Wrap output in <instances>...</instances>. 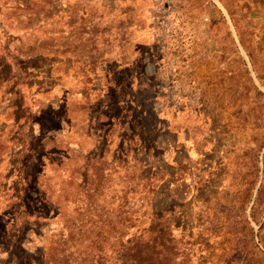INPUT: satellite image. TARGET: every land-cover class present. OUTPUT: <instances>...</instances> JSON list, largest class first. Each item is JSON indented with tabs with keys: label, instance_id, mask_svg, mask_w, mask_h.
I'll return each instance as SVG.
<instances>
[{
	"label": "rangeland",
	"instance_id": "rangeland-1",
	"mask_svg": "<svg viewBox=\"0 0 264 264\" xmlns=\"http://www.w3.org/2000/svg\"><path fill=\"white\" fill-rule=\"evenodd\" d=\"M60 2L56 58L1 70L0 264L114 262L87 228L138 207L171 264H264V0Z\"/></svg>",
	"mask_w": 264,
	"mask_h": 264
},
{
	"label": "trees",
	"instance_id": "trees-1",
	"mask_svg": "<svg viewBox=\"0 0 264 264\" xmlns=\"http://www.w3.org/2000/svg\"><path fill=\"white\" fill-rule=\"evenodd\" d=\"M61 0H0V41L3 39L4 47L2 48V58L0 61V99L8 97L7 105L0 110V118L5 117L4 121H0V166L3 163L6 145L14 142L10 133H2L4 128H7V122L14 117V114L18 112L20 106H16L14 95L10 90L9 78H3L2 68L8 67L9 76L12 78L22 76L26 74L30 62L34 60H42L44 58H56L57 53H54L51 44H46L48 40L51 42L56 32V23L61 21L62 12L60 9L66 10V7H61L59 4ZM5 14L9 17H5ZM16 29L22 32L21 36H18V40L13 41L11 44L12 34H8L7 29ZM39 33L43 36L40 40ZM59 34V33H58ZM6 37H5V36ZM10 40V42H9ZM11 44V45H10ZM68 49V48H66ZM54 60L52 59V62ZM23 77V76H22ZM20 81H18V85ZM148 154V153H147ZM134 158H137L136 156ZM135 162L136 159H135ZM138 161V163H140ZM5 166L9 169H4L6 174L12 170V165L9 162H5ZM10 170V171H9ZM7 175L4 176L6 180ZM137 180H142L141 176H138ZM0 181V190L6 187ZM147 205H151L149 201ZM141 209L129 208L126 213H119L115 216L114 220L105 218L101 219L100 215L95 216V221L90 228H87L88 237L95 240L90 241L89 244L106 245V251L112 252L114 247H118L114 250L116 259L112 264H171V252L173 249L171 246L168 231L161 230L160 236L162 238L167 237V241H157L156 237H152V231L149 229L151 226L150 216L151 210L148 208L149 218H145V214ZM147 214V215H148ZM147 227L143 228V231L137 233L133 231L129 233V229L133 227L135 223H147ZM90 219L86 223H89ZM151 228V227H150ZM86 231V229H85ZM168 234V235H166ZM75 238L76 241L81 239V235L78 231H74L71 238ZM173 239V237H172ZM83 261V262H82ZM80 261V264H85V260ZM109 262V261H108ZM31 263V261H30ZM109 262V264H111ZM108 264V263H107Z\"/></svg>",
	"mask_w": 264,
	"mask_h": 264
}]
</instances>
